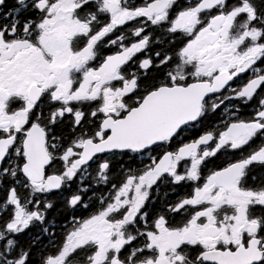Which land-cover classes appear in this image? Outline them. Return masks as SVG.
<instances>
[{"label": "snow or ice", "instance_id": "snow-or-ice-1", "mask_svg": "<svg viewBox=\"0 0 264 264\" xmlns=\"http://www.w3.org/2000/svg\"><path fill=\"white\" fill-rule=\"evenodd\" d=\"M0 264H264V0H0Z\"/></svg>", "mask_w": 264, "mask_h": 264}]
</instances>
